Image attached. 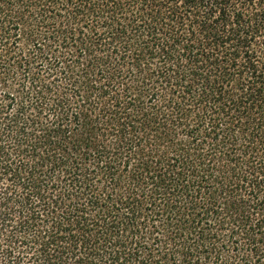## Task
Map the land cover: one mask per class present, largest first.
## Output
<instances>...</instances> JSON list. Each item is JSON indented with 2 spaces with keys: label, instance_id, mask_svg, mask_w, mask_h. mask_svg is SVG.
I'll return each mask as SVG.
<instances>
[{
  "label": "trees",
  "instance_id": "1",
  "mask_svg": "<svg viewBox=\"0 0 264 264\" xmlns=\"http://www.w3.org/2000/svg\"><path fill=\"white\" fill-rule=\"evenodd\" d=\"M0 264H264V0H0Z\"/></svg>",
  "mask_w": 264,
  "mask_h": 264
}]
</instances>
